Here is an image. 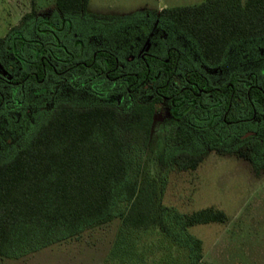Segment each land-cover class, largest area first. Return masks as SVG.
<instances>
[{
  "label": "trees",
  "instance_id": "trees-1",
  "mask_svg": "<svg viewBox=\"0 0 264 264\" xmlns=\"http://www.w3.org/2000/svg\"><path fill=\"white\" fill-rule=\"evenodd\" d=\"M89 4L90 0H56L54 23L41 20L34 7L18 29L0 39V46L15 45L18 33V52L28 61L27 69L33 66L42 79L50 68L42 54L47 55L53 44L60 56L66 52L73 56L69 45L75 40L73 21L82 19L110 27L130 17L92 14ZM137 14L173 24L194 42L201 56L199 62L210 71L225 65L234 45L248 42L257 47L256 42L264 39V0H204L199 5ZM37 35L46 41H37ZM37 46L39 54L35 58L32 51ZM101 53L103 71L114 69L111 51ZM70 56L65 55V61ZM166 61L150 56L142 61L132 76L133 90L127 106L93 103L80 108L61 96L46 112L33 104L31 89L26 91L18 136H14L18 137L17 144L0 153L1 259H22L120 220L110 259L118 247L134 242L138 245L144 233L155 238L157 233V237L186 249L189 264H200L203 242L189 229L226 224L229 217L215 208L182 214L164 205L169 174L197 170L209 152L225 153L227 129L256 124L252 119L254 108H249L250 114L239 122L237 89L243 80L250 82L247 100L259 102L264 116V68L260 73H233L227 83L215 87L212 76L197 71L192 76L198 87L194 96L172 89L173 72L180 60L172 53ZM24 77L34 80L28 71ZM258 83L263 86L262 92H258ZM110 88L104 85L103 90L112 95ZM161 88L171 97L168 105L178 120L174 124L181 125L186 135L183 147L169 146L166 141L156 144L152 138L157 110L164 103ZM144 90L152 92V98L142 100ZM228 110L227 119L233 120L229 125L223 121ZM11 122L8 127L15 131V122ZM260 134L257 130L242 138L246 147L232 154L263 171L264 151L260 147L264 136ZM122 241L126 244L121 245Z\"/></svg>",
  "mask_w": 264,
  "mask_h": 264
},
{
  "label": "rangeland",
  "instance_id": "rangeland-1",
  "mask_svg": "<svg viewBox=\"0 0 264 264\" xmlns=\"http://www.w3.org/2000/svg\"><path fill=\"white\" fill-rule=\"evenodd\" d=\"M55 2L56 0H0V39L5 38L13 29H18L23 23L22 18L34 7L41 20L54 23ZM203 2L204 0H90L89 12L92 14H107L112 11L130 17L120 25L110 27L95 26L77 19L73 21L74 37H80L88 45L87 56L92 51L104 49L117 54L121 63L132 58V55L137 56L145 44V51L150 47L154 52H162L165 46L176 43L183 48L187 44L201 59L194 42L173 24L157 20L156 16L155 19L153 16L137 13L144 10L160 12V9L193 6ZM36 39L46 41L40 35ZM69 45L74 52L73 42ZM255 45L257 47L248 42L234 45L226 55L225 65L214 71L208 70L196 57L190 55L198 67L212 76V83L219 86L227 83L233 73L250 74L263 70L264 39ZM38 91L47 94L44 88ZM49 93L51 96L56 95ZM151 94L152 92L144 90L140 98L149 100L152 98ZM50 95L47 97L51 98ZM72 95L73 93L65 92L63 99L80 108L90 106L80 104ZM176 121L178 120L173 117L168 105L162 104L157 110L152 130V138L156 144L160 141L162 145L166 141L169 146L185 145L182 138L186 135L181 132V125L174 124ZM263 121L259 124L242 125L230 131L227 129L229 138L225 153L211 151L197 170L174 171L169 174L164 205L182 214L215 208L229 217L226 224L198 225L189 229V233L203 242V258L200 264H264V170H256L250 161L232 154L236 149L246 147L242 140L246 135H254L258 130L264 136ZM7 128L9 129L4 128L0 133L1 154L17 140L14 136H18L16 131H12V126V129L8 126ZM11 136L13 141L10 142L8 138ZM261 143L260 148L264 151V139ZM120 228L121 221L116 220L88 231L77 239L22 259L0 258V264H189L186 249L170 244L163 236L157 237V233L156 238L144 233L138 245H134V242L133 245L125 246L122 244H126V241H122V247H118L110 259Z\"/></svg>",
  "mask_w": 264,
  "mask_h": 264
},
{
  "label": "flooded vegetation",
  "instance_id": "flooded-vegetation-1",
  "mask_svg": "<svg viewBox=\"0 0 264 264\" xmlns=\"http://www.w3.org/2000/svg\"><path fill=\"white\" fill-rule=\"evenodd\" d=\"M145 15L150 16L147 14ZM74 39L73 46L75 51L72 54L74 57H71L69 52L64 53L63 57L60 56L61 54L55 52L54 44L49 47L47 55L42 54V58H48V63L51 68L50 71V68L46 69V67H44V70H46L45 76L42 79H40L41 76L33 66L27 69L26 66L28 61L23 60L20 52H18V33L15 38V45L11 46L8 43L7 45L0 46V133H2L4 128L5 130L9 129L7 126H10L12 123L11 121H14L15 126L18 128V118L20 119L23 114V99L26 98V91L29 89H31V95L33 96V104L46 112L55 107L56 101L61 96L64 97L65 92L73 93V98L78 100L80 104L108 103L117 104V106H127L130 102L133 90L130 84L132 76L135 75L136 69L140 67L142 61L145 60L147 56L159 57L166 61L167 57H170L171 54L174 53L180 62L177 63L173 72L175 77L172 89L182 92L183 94L191 92V94L197 96L195 90H198V87L196 83L193 82L192 76L195 72L204 70L198 68L194 62L191 55L197 59H199V57L197 52H194L192 48H188L185 39L182 40L183 46L186 44L184 48L180 46L179 43H176L165 46L162 52H154L150 47H148L149 50L145 51V44L140 48L137 56L132 55V58H127L123 63H121L117 54L111 52L115 59V67L109 71H103L102 69L103 54L101 52L104 51V49L92 51L89 56H87L86 48H88V45L78 36H75ZM185 48L190 51H187ZM38 49L39 47L37 46L32 51L33 57L35 58L38 57ZM65 55L70 56L69 60L65 61ZM168 62L167 60L166 63ZM27 71L33 76V81L30 80L29 77H24V73ZM207 76L210 77V75ZM249 84L250 82L248 83L246 80L238 84V101L240 103V114H238V118L239 122L245 121V116L250 114L249 111L251 108H254V117L252 119L259 124V122L264 120L261 104L259 102L247 100L246 94ZM104 85L106 87H111L110 90L113 93H111L112 95H109L103 90ZM212 86H214V84H212ZM256 87L258 88V92H262L263 86L261 83H258ZM34 88L36 90H33ZM43 88L47 94L45 92L39 93L38 90H43ZM61 88H63V90ZM32 91L35 92L32 94ZM49 92L56 95L51 96ZM159 94L164 101L163 104L168 105L169 99H171L169 93L166 94L165 91L162 90ZM49 95L51 98H48ZM168 107L172 114V108L169 105ZM212 109H214V107H212ZM229 111L230 110L225 112V117L223 118L224 123L228 125L233 123V120L227 119ZM15 131L17 132L18 130ZM247 136L248 135L245 137ZM8 139L10 142L13 141L12 136ZM16 139L17 140L11 143V146L17 144L18 137Z\"/></svg>",
  "mask_w": 264,
  "mask_h": 264
},
{
  "label": "crops",
  "instance_id": "crops-1",
  "mask_svg": "<svg viewBox=\"0 0 264 264\" xmlns=\"http://www.w3.org/2000/svg\"><path fill=\"white\" fill-rule=\"evenodd\" d=\"M162 9H160L161 11ZM151 10H144V11H139V12H150ZM152 11H156V10H152ZM137 13V12H136ZM96 15H102V16H117V17H127L128 15H121V14H116L114 12H108L107 14H103V13H95Z\"/></svg>",
  "mask_w": 264,
  "mask_h": 264
}]
</instances>
